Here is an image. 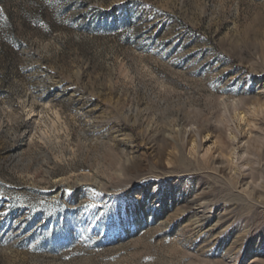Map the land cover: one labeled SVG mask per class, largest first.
I'll list each match as a JSON object with an SVG mask.
<instances>
[{
	"label": "rangeland",
	"instance_id": "374dc122",
	"mask_svg": "<svg viewBox=\"0 0 264 264\" xmlns=\"http://www.w3.org/2000/svg\"><path fill=\"white\" fill-rule=\"evenodd\" d=\"M0 264H264V0H0Z\"/></svg>",
	"mask_w": 264,
	"mask_h": 264
}]
</instances>
